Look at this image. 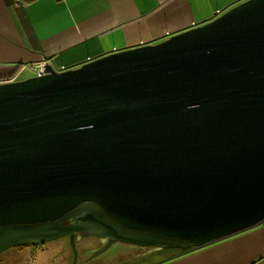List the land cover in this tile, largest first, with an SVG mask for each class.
Masks as SVG:
<instances>
[{"label":"water","instance_id":"obj_1","mask_svg":"<svg viewBox=\"0 0 264 264\" xmlns=\"http://www.w3.org/2000/svg\"><path fill=\"white\" fill-rule=\"evenodd\" d=\"M262 222L264 0L0 83V253L77 234L97 255L189 250Z\"/></svg>","mask_w":264,"mask_h":264},{"label":"crops","instance_id":"obj_2","mask_svg":"<svg viewBox=\"0 0 264 264\" xmlns=\"http://www.w3.org/2000/svg\"><path fill=\"white\" fill-rule=\"evenodd\" d=\"M245 1L0 0V83L35 77L43 63L63 72L161 43ZM90 264H264V222L189 250L117 243Z\"/></svg>","mask_w":264,"mask_h":264},{"label":"rangeland","instance_id":"obj_3","mask_svg":"<svg viewBox=\"0 0 264 264\" xmlns=\"http://www.w3.org/2000/svg\"><path fill=\"white\" fill-rule=\"evenodd\" d=\"M22 76L18 81L24 79ZM102 247L104 245L101 244L100 237L77 234L74 248L68 236L41 244L16 246L0 253V264H90L89 261H86L87 257ZM146 249L153 250L155 248ZM86 250L91 251L83 256L82 253Z\"/></svg>","mask_w":264,"mask_h":264},{"label":"flooded vegetation","instance_id":"obj_4","mask_svg":"<svg viewBox=\"0 0 264 264\" xmlns=\"http://www.w3.org/2000/svg\"><path fill=\"white\" fill-rule=\"evenodd\" d=\"M82 235V234H81ZM102 245H105V243L104 244H102ZM98 250H96L94 253H92L91 255H89L88 257H87V260L86 261H89L90 263H92L93 261H95L96 259H98L99 257H101V255H103L104 253H106V252H108L109 250H107L106 252H104V253H102V254H95L96 252H97Z\"/></svg>","mask_w":264,"mask_h":264},{"label":"built area","instance_id":"obj_5","mask_svg":"<svg viewBox=\"0 0 264 264\" xmlns=\"http://www.w3.org/2000/svg\"><path fill=\"white\" fill-rule=\"evenodd\" d=\"M37 76H41L45 74V63H43L37 70Z\"/></svg>","mask_w":264,"mask_h":264},{"label":"trees","instance_id":"obj_6","mask_svg":"<svg viewBox=\"0 0 264 264\" xmlns=\"http://www.w3.org/2000/svg\"><path fill=\"white\" fill-rule=\"evenodd\" d=\"M28 245H30V244H27V245H23V247H24V246H28Z\"/></svg>","mask_w":264,"mask_h":264}]
</instances>
